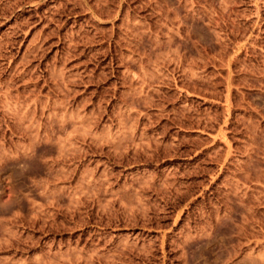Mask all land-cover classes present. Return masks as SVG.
I'll return each instance as SVG.
<instances>
[{
  "label": "rangeland",
  "instance_id": "1",
  "mask_svg": "<svg viewBox=\"0 0 264 264\" xmlns=\"http://www.w3.org/2000/svg\"><path fill=\"white\" fill-rule=\"evenodd\" d=\"M0 264H264V0H0Z\"/></svg>",
  "mask_w": 264,
  "mask_h": 264
},
{
  "label": "bare ground",
  "instance_id": "2",
  "mask_svg": "<svg viewBox=\"0 0 264 264\" xmlns=\"http://www.w3.org/2000/svg\"><path fill=\"white\" fill-rule=\"evenodd\" d=\"M77 200V199H76ZM79 201V200H78Z\"/></svg>",
  "mask_w": 264,
  "mask_h": 264
}]
</instances>
